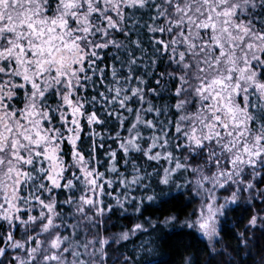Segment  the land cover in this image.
Segmentation results:
<instances>
[{
  "label": "snow or ice",
  "instance_id": "snow-or-ice-1",
  "mask_svg": "<svg viewBox=\"0 0 264 264\" xmlns=\"http://www.w3.org/2000/svg\"><path fill=\"white\" fill-rule=\"evenodd\" d=\"M261 237L264 0H0V264H245Z\"/></svg>",
  "mask_w": 264,
  "mask_h": 264
},
{
  "label": "trees",
  "instance_id": "trees-1",
  "mask_svg": "<svg viewBox=\"0 0 264 264\" xmlns=\"http://www.w3.org/2000/svg\"><path fill=\"white\" fill-rule=\"evenodd\" d=\"M190 211V209H189ZM239 214V213H238ZM257 235L259 236V233H257ZM135 240V238H133ZM136 244H139L140 241L139 240H135ZM224 243L227 244L229 246V249L233 248L235 246V241L228 239L227 237L224 240ZM260 244L261 247L258 248H254L253 249V255L255 257V259H253L252 257H250L245 264H264V237L260 238ZM133 244L128 242L127 243V248H118V251L114 250L112 253H110L113 257H117L119 256V254L121 252H128L132 249ZM167 251V249H166ZM233 255L235 256V253H233ZM207 258V253L205 252L204 257H202L203 259ZM224 257H216V259L214 260H210L209 264H224ZM236 260H239L240 257L239 256H235ZM117 264H119V261H117Z\"/></svg>",
  "mask_w": 264,
  "mask_h": 264
}]
</instances>
